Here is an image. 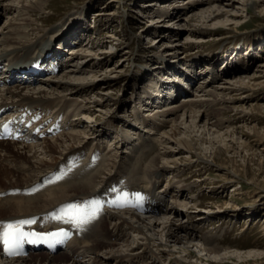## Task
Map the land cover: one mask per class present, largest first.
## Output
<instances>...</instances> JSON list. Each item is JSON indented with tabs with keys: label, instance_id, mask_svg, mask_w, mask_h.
<instances>
[{
	"label": "bare ground",
	"instance_id": "obj_1",
	"mask_svg": "<svg viewBox=\"0 0 264 264\" xmlns=\"http://www.w3.org/2000/svg\"><path fill=\"white\" fill-rule=\"evenodd\" d=\"M115 1L116 0H112L111 2ZM159 2L160 0H156L144 5L145 7H148L147 10L149 14H157V16L150 17L152 19V22L154 21L155 23L156 21L157 23L161 22L159 24H162V22L168 23L165 19H172L173 21L168 23L171 25L177 21V27H180L185 31L186 39H189L190 42H193L197 45L200 44L202 46L207 44V40L214 37L215 35L213 34V29H210L209 26L215 23L226 25L232 23L236 24L242 18L246 17L242 14L243 12L245 14L247 12H254V10L258 9V6L262 2V0H184L178 2L182 3L178 6L173 5L171 3V0H163L162 2ZM158 3L160 6L156 10L155 8ZM48 4L49 0H0V14H2L3 18H6L7 16L5 22L0 25V55L8 54L9 57H11V53H18L20 55L26 54L29 56L34 55L36 54V51L42 49L46 44L48 45L49 42L53 44L58 38H63L64 36H61L62 34L65 35L66 33L70 32L74 27L77 26V24L80 23L79 18L75 16L66 19V21L69 20L70 22L65 25L60 24V26H53L51 29H48V31L45 30L48 25L47 21L49 20V16L45 15ZM95 14H97L99 18H104V20H106L105 17L107 16V14L103 10H99L95 12ZM181 15H184L185 18H183V16ZM159 30L157 29L155 31V29H148L146 30V34H156V32H158ZM170 33L172 34V38L174 39L182 32L175 31V33ZM159 39H153V42L158 43L159 41L161 42L165 40V35H163L162 40ZM179 45L180 44H175V46L172 47L171 53L167 54L173 55V58H171V60L165 58L164 53L154 55L152 57L153 60H150V62H155L153 66H156V62H159V68H154L152 66L148 73L150 75L154 74L153 76L156 77V79H152L153 81H156L155 88L152 89L154 91H161V88L158 87V82H160V85L163 86L162 88L166 86V81L168 80L170 73H166L165 71L167 70H165V68L163 67H167L168 70L170 69L172 71V75L178 77V80L186 81L187 78L189 82L193 84V86L189 90L190 92L186 95L185 98H183L181 102L182 104H177V106H164L160 109L153 110V108H151V104H155V100H153L152 97L153 93L148 91V84L147 88H145L144 90V92L147 94V100H145V97L142 98V101L145 100V106L143 104H140L139 109L142 108L143 111L145 110L144 108L148 106L147 111L150 112V109H152V114H154V116H168L171 115V113H174L176 115L178 111L184 110V113L177 116V119H179L180 117H187L188 119L189 115L193 116V114H195L193 117H189L194 125L192 126L194 127V130L191 133L194 135V137H190L192 138L193 142L192 147L190 146V144H187L190 149L189 151L193 154L195 152L201 153L205 149L203 148L204 145L208 144L210 147L209 150L215 149L214 154L216 156H219L220 151L218 152V150H216L217 148L215 147V139H218L217 137L219 136L211 138L210 136H212V132H210L209 138L204 135L197 134L199 129L207 130L206 126H209L207 125V123H209L208 120L210 117V108L208 107L212 105L231 103V101L233 100V95H247L249 92L255 90V87L260 86V83H256L255 85L253 82L256 81V78H259V82L264 80V60L263 62L261 61L255 66L253 75L249 77H243L242 75L240 76V74L244 73V71L241 72L242 70L240 68L231 66V69L228 67V69L224 72L222 79L219 74L215 73L217 72V69H215L217 62L216 60L212 58L207 60L200 56H194L192 59L190 56L179 57L177 53H179L180 50L185 49L184 46L183 48H179ZM87 49L88 48L86 47L74 49L76 53L72 58V64L69 65L68 69L63 70L61 74H58L55 77L41 79L39 83L34 85H22L20 83H14L10 86H3L2 88H0V105H5V107H8L10 109L14 108L16 104H19V102H26L27 100H32L35 102H55L57 100H65L66 103L71 102V104H73V99L74 101H76L78 107L79 99H77V96L85 94L88 95L91 93L97 96V94H99L98 98L94 99H91L90 97L88 98V96L84 97L85 100L81 101L80 103H83L82 105H80V107L84 109L85 113H88L89 118V121H85L88 128H86L87 130L85 129L86 131L83 130L84 132L82 133L78 131L74 132L75 129L73 128V132H68V134L62 133L60 137L56 139L52 138L51 141H49L50 139L48 141H44L41 144L42 146L40 147H36L34 144L28 145L17 143L14 141L10 142L0 140V190L8 189L17 185L24 186L33 184L40 176L45 173V171H48L50 167H53L55 163H57L61 159V157L65 156V154L76 150V148H78L83 143L86 145V147L93 146L92 142L85 143L87 142L85 138L88 136H86V134H89V131H91L92 128V132H97L101 128L94 129L93 125L90 124V121L91 123L92 121L95 122L96 119L102 117V114L110 112L113 99L112 94L110 93L113 84L111 85V83L108 82L102 83L100 80L101 78L99 76L101 73H103L102 66L106 67V71L104 70V72L122 73L124 64L113 63V67L108 68L112 63V61H110L109 53H105L103 51L101 53V49L100 51L98 50V52L94 51L93 48H91V50ZM13 57L14 55L12 56V58ZM193 59H195L196 61ZM122 61L126 62L125 59H123ZM202 62L207 64V66H204L202 70H196V65L202 64ZM186 66H188V68ZM189 68H191V70H188ZM208 68L210 69L208 70ZM108 69H110V71H108ZM173 72L176 73L173 74ZM177 74H179L180 76ZM208 74L213 75L214 77L207 80ZM164 77L165 80L162 79ZM180 77L183 78L181 79ZM199 77H201L202 79ZM197 78H199L198 80H200V85L198 84V82L194 83ZM189 82L187 86H190ZM212 84L216 85L211 86ZM177 86H179V88H182V86H180V84L178 83ZM193 90L198 93L196 97H199L201 99L196 100L193 98V94H195L193 93ZM100 91H103L104 94L102 92L100 93ZM139 98H141V96ZM89 103L91 104L90 106ZM142 105L144 107H142ZM123 106H125V104H122V107ZM193 107H195L196 110L192 109ZM257 107H259L260 109L263 108L261 105H257ZM155 111H158L159 114H155L157 113ZM145 116H143V119L140 120V123H145L144 126H146L150 122V120ZM171 120L174 121V123H176L177 121L176 119L172 118ZM127 123V126H131L130 128H134L135 124L131 122ZM220 123L222 126H224L222 124V120H217L215 123L212 122V124L210 125L215 126V124L219 125ZM201 124L202 126H200ZM203 124L205 125V127ZM70 125H72V123ZM101 130V136L97 137L96 139V142H98V144L102 143L101 137H105V135L109 131L107 128H102ZM126 130H124L125 134L122 139L124 141H129V143L132 141L129 144V150H123L119 154L116 153L114 158V155L111 156V151L110 153L107 152L108 154H105L106 156L102 160V163H100L99 166L93 171L91 169L85 171L77 170L80 172L79 174H77V176L74 177V179L77 181L62 183V185L54 187H47L44 192L36 194L35 196H31L30 198L14 197L0 200V217L31 213L30 211L46 210V208L60 203L63 200L69 199L73 196L93 194L96 190H98L100 186L109 181V177L113 174V172L118 173L123 171L125 172V170H131L133 172L132 174L138 173L139 170L133 168L132 162L129 161V159L132 157V154L136 151L137 148H139L140 144L144 143V140H148L147 142H149L153 146V148L155 147V145L153 142H151V138L148 135L149 133H143L142 131L136 132L135 130L131 129L127 131ZM178 130L179 126L172 131V135L167 132L163 133L165 137L164 135H162L160 140V144L163 145V150L161 151L160 147L157 146L155 154L150 159L149 166L146 167L147 172L145 173V175L141 176L142 180L145 182V184L142 185L148 188V190L150 191L155 190V192L159 194L158 203L154 208L156 209L158 214L161 211V215H158L159 217L157 218L149 216L148 218H146L142 216L145 214L142 213L140 215L131 209L111 212L109 219H103L100 225L101 235H104L105 237L98 235L97 237H95V239H93L91 244L86 247L84 246L83 248L84 252L86 250V255L91 258L92 264H138V262L143 261L145 257H147V253H139L137 249H134V247L132 248V244H130L129 242L126 245L127 238L131 237L129 235L133 233L145 235L147 236L146 240L148 242V246L150 244V246H153L157 249L159 246L157 245L158 240L155 239L152 234H154L155 228L161 225L163 226V228H161L164 236L162 237V235H160L162 237V243L159 247H165L167 245L166 243L164 244V242L171 241L175 246L179 245V247H170L171 249H180L187 255L192 254V252L188 250V248L193 247L194 249L196 248L200 252L205 253L207 261L212 264H225L224 262L234 258L235 256L241 257L238 252L234 254L235 251H231L232 249L227 248L224 245L221 246L219 245V243H215L217 241L216 235L199 236V234H197L199 228L197 227L198 225H194L197 223H194L193 220H196V218L202 213H196L193 215L191 213H184L182 210H179L178 203H170L169 205L163 203V201L165 200L164 198H174V194L176 196H179L183 193L180 188L174 186H166L165 189L164 187L161 189H158L157 187L158 181L161 182V180H163V178L165 177V173H173L174 169L176 170L181 163V158L176 155L175 145L176 138L180 133ZM132 135H138V137L136 138L140 140V142L134 143L135 138ZM220 137L222 138V140L218 141V143L221 144L220 146L224 145V149L229 148L228 150L231 153L239 154L236 151L237 149H234V147H232L231 145H227L226 143L227 138H234V133L229 135L227 134L226 137ZM231 142L233 143V141ZM132 143L134 144L131 145ZM98 146L99 145L96 144L95 150L99 149ZM37 148H40L41 150ZM206 150L207 148L205 149V151ZM41 152H43V156L49 158L50 160L47 161L41 158ZM205 157L206 155L202 156L200 161L202 167L209 166L211 163V161L205 160ZM117 158L119 159L118 162L116 161ZM190 163L191 162H188L186 164ZM169 168H172L173 171ZM194 206L195 208L193 209H198L196 207H200L199 203L197 202ZM260 215L264 216V214ZM180 216H184V218H186V222L188 221V224H183V226L179 227L176 223H174L175 219H171L172 217L179 218ZM222 216L224 215H220L219 217ZM208 217L209 216H201L202 221L205 222L207 219H209ZM230 217L232 216L230 215ZM180 223L182 224L183 222ZM151 231L152 233H150ZM111 235H114V237L118 236L117 238H125V246H123L125 248L129 246V248L125 251L122 249L115 250L114 245L117 243V241L112 240ZM109 238H111V240ZM247 254L249 256L254 255L257 257H262L261 255H263L262 253L252 254L250 252H248ZM87 258L88 257H86V259ZM85 261L86 260L84 259L81 261L70 259L65 253H57L56 255H52L38 252L28 257H17L16 259L1 261L0 264H83ZM88 261L89 260H87L85 263H88Z\"/></svg>",
	"mask_w": 264,
	"mask_h": 264
},
{
	"label": "rangeland",
	"instance_id": "obj_2",
	"mask_svg": "<svg viewBox=\"0 0 264 264\" xmlns=\"http://www.w3.org/2000/svg\"><path fill=\"white\" fill-rule=\"evenodd\" d=\"M111 1L112 0H49L45 12V15L49 16V20H45L48 23V25L46 23L47 27L45 30L48 31V29H51L53 26H60V24L65 25L70 22L69 20L66 21V19L77 16L82 20L80 23V29H88L87 34L91 37V41H93L92 45L90 43V46L86 48L89 50L93 48L96 52L101 49V53L102 51L109 53L110 61H112V63L108 68L113 67L112 65L116 63H123L125 65H123L122 73L104 72V70L106 71V67L102 66L103 73L99 76L101 82H108L111 83V85L113 84L110 91L113 97L111 103L112 107L110 112L102 114V117L96 119L95 122L92 121L91 123L90 121V124L93 125L94 129L107 128L109 130V138H113L110 140V144L113 146L111 156L118 153V151H123V149H121V142L117 143V141L122 138V131L126 129L128 130L129 126L125 123V119L134 124L139 123V121L135 122L137 114H135L134 107L142 104V101L139 102V95H142V97L144 95L147 96L146 93L144 94V92H142V89L145 90L148 84L149 86L151 85V81H149L150 74L148 72L155 63L150 62V60H153L152 57L154 55L164 53L165 58L171 60L173 55L167 54L171 53L172 47H174L175 44H180L179 48H183L184 46L185 49L180 50L179 53H177L179 57L190 56L192 59L194 56H200L207 60L212 58L217 61L215 66L217 72L215 73L219 74L221 77L224 75V72L228 67L231 69V66L240 68L242 70L241 72L244 71L240 76L249 77L253 75L255 66L264 60V0H262L259 5L260 7L258 6V9L254 10V12H247L246 14L241 12L246 17L242 18L236 24L232 23L226 25L215 23L209 26L210 29H213L212 31L215 35L207 40V44L202 46L186 39V33L184 29L177 27V21L174 23L175 25L168 24L173 21L172 19H165L168 23L162 22V24H159L161 22H152L150 17L157 16V14H149L147 10L148 7H145L144 5L156 0ZM162 1L163 0H160V2ZM181 1L184 0H171V3L178 6L182 4L178 3ZM159 3L156 5V10L160 6ZM99 10H103L107 14L105 17L106 20H104V18H99V16L95 14V12ZM184 15L181 16L185 18ZM6 18L1 20L0 25L5 22ZM94 24L95 26L92 27ZM78 25L79 24H77V26ZM148 29H155V31L157 29L160 30L156 32V34L149 35L146 34V30ZM175 31H180L182 33L173 39L170 32L175 33ZM163 35H165V40L161 42L159 41L158 43L153 42V39L157 38L162 40ZM123 59H125L126 62L122 61ZM158 63L159 62H156V66L153 67L157 68L159 65ZM204 66H207V64L202 62V64L196 65V70H202ZM186 67L188 68V66ZM209 69L210 68H208V70ZM188 70H191V68ZM108 71H110V69H108ZM168 71H170V69L165 72L172 73V71ZM175 73L176 72H173V74ZM55 76L56 75H51L44 77L43 79ZM213 77V75L208 74L207 80L209 78L212 79ZM180 78L182 79L183 77ZM199 78H197L194 83L198 82L199 84ZM162 79L165 80V77ZM259 81V78H256V81L253 83L255 85L256 83H260L261 85L255 87V90L249 92L247 95L238 96L235 94L233 95L231 103L208 107L210 108V110L208 109L210 111L209 123H207L209 126H206L207 130L199 129L197 134L209 138L210 132H212V136H210L211 138L219 136L217 137L218 139H215L216 150H218V152L220 151L219 156L214 154L215 149H211L213 151L209 150L210 147L208 144L203 147L205 149L207 148V150L205 151L204 149L201 153L195 152L193 154L189 151L190 149L187 144H190L192 147L193 142L190 137H194V135L191 134L194 130V127H192L194 125L189 117H193L195 114H193V116L189 115L188 119L187 117H180L177 119V116L183 114L184 110L177 112L176 115L173 114L170 117H167V122H165L158 134L159 137L160 135L162 137L164 132L172 135V131L179 126L178 131L180 133L179 135L177 134L178 137L176 138L175 145L176 155L181 158V163L178 168L176 167V170L174 169V171L172 168H169L173 173H165L166 177L163 178L164 181L162 182V186L164 189L166 186L178 187L183 193L179 196H176L173 193L175 197L164 198L165 200L163 203L166 205H169L170 203H178L179 210H182L184 213H191L192 215L202 213L199 215L200 217L198 216L196 218V220L192 219L194 223H197L194 225H198L197 227L199 229L197 228V234H199V236L216 235L217 241L215 243H219L221 246L224 245L225 247L232 249L231 251H235L234 254L238 252V254L241 255V257L235 256L234 258L229 259L224 262L225 264H264V216L260 215L264 214V80L261 82ZM184 82L188 85L189 80L186 78V81ZM189 85L188 89L190 90L193 84L190 83ZM213 85L216 84H212L211 86ZM101 92L104 94L103 91H100V93ZM193 93H195L193 94L194 99H201L196 97L198 93L194 90ZM98 95L99 94L95 96L93 93L88 95L85 94L77 96V99H79V101H84V97L88 96V98L90 97L91 99H94L98 98ZM78 103L80 104L81 102ZM122 104H125V106L122 107ZM179 104L182 103L180 102ZM90 105L91 104L89 103V106ZM257 105H261L263 108L260 109ZM170 106H177V102L172 103ZM192 109L196 110L195 107ZM145 110L147 111V109ZM150 114H152V109H150V112L148 111L147 116ZM152 115L154 116V114ZM143 116H145V114H143L142 117ZM80 117L82 118L77 117L78 122H84L78 124L74 132L78 131L82 133L88 128L85 123V121H89L88 113L81 112ZM171 118L176 119V123H174ZM217 120H222L224 126H222L221 123L219 125L222 127L216 124L215 126L210 125ZM74 125L72 126L74 127ZM200 126H202V124ZM101 129L97 132L102 131ZM92 130L89 131V134H86V136L93 137L92 135H94L95 137L97 132L93 133ZM66 132L64 133L68 134V132L73 131ZM232 133H234V138H227L226 143L227 145L234 147V149H237L236 151L239 154L231 153L228 150L229 148H226L228 146L224 149V145L220 146L221 144L218 143V141L222 140L220 136L226 137L227 134L229 135ZM61 134L62 133H60V135ZM60 135L44 139L43 142L48 141L49 139V141H51L52 138L56 139L60 137ZM231 141H233L234 144ZM41 144L36 147L42 146ZM162 146L163 145L160 146L161 151L163 150ZM43 155V152H41V158L47 161L50 160ZM204 155H206L205 160L211 161V163L209 166L202 167L200 161ZM188 162L191 163L186 164ZM196 202L199 203L200 207H196L198 209H193L195 208L194 205ZM160 213L161 211L159 214L157 212L151 215L142 216L146 218H148V216L157 218L159 217L158 215H161ZM220 215L224 216L219 217ZM230 215L232 217H230ZM201 216H209V219L204 222L202 221L203 217L201 218ZM171 219H175L174 223L179 227L183 226V224H188V221L186 222L184 216H180L179 218L172 217ZM180 222L183 223L181 224ZM161 227L163 228L162 225L157 226V228H155V231H157H154V234H152V236L158 240L157 245L159 246H161V239L164 236ZM150 233H152V231ZM160 235H162V237ZM129 236L131 237L127 238L126 245L129 242L132 244V248L134 247V249H137L139 253H147V257H145L143 261L138 262V264H212L207 261L205 253L200 252L196 248H188L192 254L187 255L180 249H171L170 247L175 246L171 241H165L164 244L166 243L167 246H158L156 249L153 246H150V244L148 246L146 240L147 236L145 235L133 233ZM122 239L117 241L114 245L115 250L122 249L125 251L129 248V246L127 248L124 247L125 238ZM175 247H179V245H176ZM248 252L252 254L262 253L263 255H261L262 257L254 255L249 256L247 254ZM87 257V260H89L88 263H85L86 261L82 263L89 264L91 262L90 264H92L91 258L89 256Z\"/></svg>",
	"mask_w": 264,
	"mask_h": 264
},
{
	"label": "snow or ice",
	"instance_id": "obj_3",
	"mask_svg": "<svg viewBox=\"0 0 264 264\" xmlns=\"http://www.w3.org/2000/svg\"><path fill=\"white\" fill-rule=\"evenodd\" d=\"M7 128V125H5ZM62 215L59 217L60 219H64V217L68 218V222L74 223L77 226L86 224L95 216V211H87L84 207L71 204L68 205L65 209L62 210ZM35 221L33 220H22L16 222V224H7L4 226V231L0 233V243H3L5 250L10 254H14L18 252L20 246L24 242L26 236H29V233H25L21 230L20 225L24 224H32ZM33 237L40 236L41 234H31ZM52 237L67 235L63 231L59 233H49L47 234ZM35 242V240H33Z\"/></svg>",
	"mask_w": 264,
	"mask_h": 264
}]
</instances>
